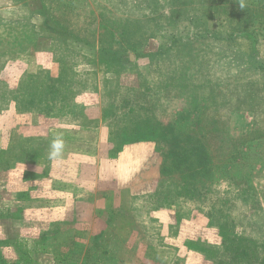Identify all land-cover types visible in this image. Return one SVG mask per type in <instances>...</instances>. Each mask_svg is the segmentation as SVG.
<instances>
[{"label": "rangeland", "instance_id": "374dc122", "mask_svg": "<svg viewBox=\"0 0 264 264\" xmlns=\"http://www.w3.org/2000/svg\"><path fill=\"white\" fill-rule=\"evenodd\" d=\"M230 1L236 6L229 0H0V264H201L184 246L190 236L186 226L205 228L206 218L197 210L195 216L194 208H217L216 199L228 213L249 208L243 202L248 194L236 192L230 180H254L256 193L250 195L258 202H245L258 213V223L260 218L264 223V145L252 137L264 130L263 83L255 74L220 65L211 43L182 41L192 31L187 15L211 9L208 26L233 13L234 24L251 32L264 55V0ZM39 10L65 26L72 49L86 45L96 51L111 44L136 66L106 72L97 61L79 64L77 76H67L68 85L57 42L41 30ZM170 34L181 40L172 42ZM158 45H167L169 53L155 68L133 48L143 53ZM188 60L198 76L212 66L210 80L219 93H230L229 133L243 137L236 147L248 159L222 167L211 178L212 188L194 200L178 193L181 181L176 177L160 175L166 148L152 141L130 148L113 165L107 162L114 157L109 156L101 97L115 79L134 87L144 75L151 96L159 98L154 104L161 123L196 120L201 107H191L185 93L160 80L168 64L177 69ZM36 75L42 91L32 86ZM51 79L58 89L47 93ZM247 94L254 97L255 114L240 102ZM30 97L34 103L27 101ZM57 135L64 148L53 159L49 153ZM100 171L105 179L95 177ZM239 225L237 232L247 223ZM257 229L249 235L263 240L264 225Z\"/></svg>", "mask_w": 264, "mask_h": 264}, {"label": "trees", "instance_id": "16d2710c", "mask_svg": "<svg viewBox=\"0 0 264 264\" xmlns=\"http://www.w3.org/2000/svg\"><path fill=\"white\" fill-rule=\"evenodd\" d=\"M229 2L233 4L232 1L229 0ZM38 13L44 17L40 24L41 30L49 32L50 37L57 42L55 49L58 51V60L63 65L62 69L68 85L71 79L67 76L70 74L77 76L74 68L79 64L97 61L106 72L122 71L136 66L134 61L130 62L128 56L124 55L121 48H115L111 44L100 46L96 51L86 45H71L72 49L70 45H67L70 42V33L65 26L54 21L47 12L42 14L39 10ZM213 14L212 10L208 9L187 15L188 17L185 18L192 31L187 35V39L182 41L211 43L218 50L220 65L235 69L237 72L255 74L260 77L264 87V55L260 52L255 37L248 29L239 28L234 24L233 13L226 12L223 21L217 25L208 26L206 21L213 19ZM31 29L34 32L38 31L35 26ZM176 31L182 33L178 29ZM169 38L174 43L181 40L177 34H170ZM133 48L138 50L142 57L150 59L152 68H155L158 60L166 62L165 56L169 53L167 45H158L156 49L149 48L143 53L138 48ZM85 51L90 52L87 55ZM188 63L182 64L177 69H173L168 64L169 69L161 72L160 80L167 81L169 86L175 88L177 92L185 93L187 103L191 107L197 105L201 107V113L196 120L184 122L174 120L167 125L161 123L156 118L154 104L159 98L153 99L151 96V88H148L147 84L148 77L144 75L139 76L138 84L134 87L122 85L115 79L108 89L102 91L101 97L104 104L102 119L108 128L107 137L110 142L109 156L115 157L125 145L140 141H152L156 145L165 147V151L161 150L163 160L160 175L176 177L181 181L178 185L180 188L178 193L194 200L200 199L204 196V191L212 188L215 181L211 178L215 173L219 175L222 167L248 159L246 154L238 153L236 147L243 137H232L229 133L231 109L227 106L230 102L227 97L230 93L225 91L219 93L217 83L210 80L212 66L204 67V73L198 76L196 72H193L195 67L193 62L188 60ZM189 72H192L191 75ZM51 81L52 84L50 88L48 87L47 93L56 92L58 89L55 81L53 79ZM31 83L35 90L42 91L41 80L37 75ZM220 95L225 100L217 97ZM164 98L163 102L167 104L168 97ZM27 101L34 103L35 99L30 97ZM240 102L254 110V97L251 94H247ZM71 115L75 118L77 113L74 112ZM258 132L257 136H252L250 133L244 137L251 135L257 140L258 145H264V130H258ZM262 148L264 151V146ZM217 158H219L218 162H216ZM228 184L239 194L247 193L248 201L258 202L256 196L250 195L256 193L254 180H230ZM247 198L244 200L246 201ZM245 201H243L244 205L249 208L244 209L240 214L226 212L222 207L223 201L220 199L214 201L217 205L219 204L217 208H208L205 211L194 208L195 216L202 212L206 218L205 228L202 229L194 223L187 224L185 229L189 230L190 236L184 241L186 252L197 255L194 260L201 264H264V239L258 240L251 236L254 230L258 232L257 227H262L264 223H261V218L260 224L258 223L255 218L258 213L251 210L253 206L251 207L247 204L248 201ZM176 222H179V218ZM243 222L247 223L243 227L245 230L237 232V225L239 227V223L243 225ZM250 222L259 225L254 226ZM213 229L218 238L212 232ZM18 261H12L10 264H18ZM29 263L26 262V264Z\"/></svg>", "mask_w": 264, "mask_h": 264}, {"label": "crops", "instance_id": "0c3cea01", "mask_svg": "<svg viewBox=\"0 0 264 264\" xmlns=\"http://www.w3.org/2000/svg\"><path fill=\"white\" fill-rule=\"evenodd\" d=\"M247 118V117H246ZM177 120H178V118H177ZM250 122V121H249ZM238 123V122H237ZM252 124V122L250 123V125ZM247 126L248 125H245V128H247ZM239 126H237V128H238ZM244 128V129H245ZM239 129V128H238ZM98 132L100 133L101 132V126H100V123L98 124ZM142 144H149V142L148 141H140V142H135V143H131V144H127V145H125L123 148H122V150L121 151H119L117 154H116V156L114 157V158H110L109 159V161H107V162H110V164H111V162L113 161V160H119L120 159V157H121V155H124L125 153H127V151L130 149V148H132V147H134V146H143ZM145 146H147V145H144V147ZM143 147V149L145 150V148ZM143 153H145V152H143ZM118 155V156H117ZM137 156H139V155H137ZM140 157H141V155H140ZM106 162V163H107ZM111 165H113V163L111 164ZM110 165V166H111ZM102 171H100L99 172V174L98 175H96L95 177H98V178H106V177H103V175L104 174H102L101 173ZM112 172V171H111ZM110 173V172H109ZM118 176H120V173H119V175Z\"/></svg>", "mask_w": 264, "mask_h": 264}, {"label": "clouds", "instance_id": "9594fccd", "mask_svg": "<svg viewBox=\"0 0 264 264\" xmlns=\"http://www.w3.org/2000/svg\"><path fill=\"white\" fill-rule=\"evenodd\" d=\"M64 148V141L62 136L57 135V137L51 143V151L49 153L50 158H57L61 155Z\"/></svg>", "mask_w": 264, "mask_h": 264}]
</instances>
